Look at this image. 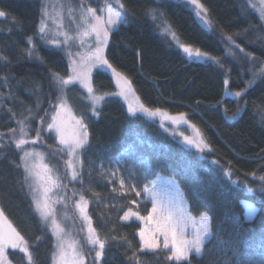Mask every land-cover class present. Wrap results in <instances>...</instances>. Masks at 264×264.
Listing matches in <instances>:
<instances>
[{"label": "trees", "instance_id": "1", "mask_svg": "<svg viewBox=\"0 0 264 264\" xmlns=\"http://www.w3.org/2000/svg\"><path fill=\"white\" fill-rule=\"evenodd\" d=\"M103 2L84 0L94 8ZM122 3L127 22L112 32L104 55L131 82L128 101L105 95L97 107L99 115L92 116L85 89L76 84L67 93L73 112L85 116L89 124L90 145L81 157L83 181L90 164L106 155L112 156L135 132L154 147L150 157L155 173L175 183L192 215L199 218L206 212L211 218L212 245L206 248L203 259L194 258L192 264H264V181L259 179L264 176V78L258 77L249 87L253 71L258 72L259 61H264L258 14L248 6V0H201L211 22L205 28L183 1L122 0ZM41 6L42 0H0V11L6 14L0 17V56L8 61L0 60V145H3L0 209L29 242L36 264H51L55 239L34 211L23 168L12 163H20L22 153L15 148L10 132L19 130L18 120L29 125L26 128L29 139H35V130L39 129L41 140L32 146L45 153L46 162L61 172L63 159L52 154L60 146L41 117L50 122L45 111H52L49 101L56 103V96L60 95L51 73L67 77L70 64L60 48L40 38ZM152 9L156 10L155 20L149 15ZM162 21L171 25L181 44L208 56L189 57L169 35L163 34ZM227 36H232L236 44L258 61L240 53ZM28 37L33 38L35 52L43 63L27 55L26 49L32 48L27 43ZM229 51L236 55H229ZM91 76L96 95L119 91L110 69L94 68ZM236 92L242 96L237 97ZM129 102L158 108L172 116L185 113L188 121L202 132L208 147L200 152L184 143V136L195 135L186 124L174 125L169 120L162 121L160 116L152 118L142 113L131 116ZM28 109L32 110L31 118L25 119L30 115ZM62 182L68 185L71 196L73 190L84 188L79 182ZM96 186L97 194L102 191L99 197L110 203L105 208L88 204L93 226L101 238L108 240L99 264H133L129 259L133 251H137L139 264H175L167 260L166 251H138V233L144 222L135 217L128 221L121 219L123 212L130 209L133 197L118 198L108 188L101 190ZM249 188L253 191L249 192ZM71 198L77 200L78 195ZM244 202L256 208L248 220ZM69 204L72 209L69 214L73 216L72 199ZM151 206L144 199L138 209H131L147 216ZM113 236L117 239L112 240ZM124 238L131 242V248ZM9 253L12 264H25L18 250L9 249ZM94 256L95 252H90L87 264H92Z\"/></svg>", "mask_w": 264, "mask_h": 264}, {"label": "snow or ice", "instance_id": "2", "mask_svg": "<svg viewBox=\"0 0 264 264\" xmlns=\"http://www.w3.org/2000/svg\"><path fill=\"white\" fill-rule=\"evenodd\" d=\"M188 3L194 6L195 15L205 24L211 26V22L207 18L208 9L201 3V0H188ZM113 4L118 5V8L114 7ZM248 6L258 13L260 38L264 39V0H258V3L256 0H248ZM53 8L55 10V5ZM64 8L65 6L60 4L56 15L52 16L49 12L48 3H42L39 24L40 38L48 44L60 47L61 45L68 46L69 41H79L81 48L87 46L86 52L76 53L79 56V61L72 59L71 75L65 77L57 72L51 73V80L58 87L60 95L56 96V103L49 101L52 111H45L44 115L46 117L50 116V122L41 117L42 123L46 124V130L55 133V138L61 146L56 148L52 154L60 155L63 159V175L60 174L55 165L46 162L45 153L37 151L35 148L25 147V145H35L41 140V131L36 129L35 139H29L26 130L29 125H25L24 120L17 121L19 125L18 137L15 135L17 129H10V132L13 133L12 141L15 148L22 153L19 157L20 163L15 161H12V163L17 168H23L24 181L30 189L34 211L39 215L40 220L48 225L55 239L51 264H87V258L92 251L95 252L92 264H99L104 256L108 240L107 238H101L99 232L93 226L92 217L88 213L89 200L85 198L83 189L73 190L72 196L78 195L79 200H72L73 216L68 215V201L72 198L67 196L68 185L62 181L67 180L68 183L79 182L83 184L84 160L81 157L90 145V132L85 116H77L69 106L67 93L76 84L85 89L88 93L87 99L91 102L90 111L92 116L99 115L97 107L104 100L105 95L120 96L126 102L128 101L129 95L132 93L131 82L123 73L113 67L104 55V50L108 46V40L113 30L127 22L126 7L122 0H104L103 5L99 8L85 5L84 0H79L78 5L75 6L69 4L67 6V18L71 25H75L74 35L70 34L68 30L71 25L67 27L65 25ZM242 11L246 13V9L242 8ZM5 15V12L0 11V17ZM149 15L153 20L157 19L155 9L150 10ZM49 20L55 25V31L51 32V38H49ZM162 23L164 24L163 34L171 36L178 46L183 49V52L191 57L193 49L179 42V37L172 30L171 25L167 24V21H162ZM59 36H63L64 40L57 39ZM226 39L235 45V48L239 49V52L243 53L249 60L258 61V58L245 52L244 48L236 44L232 36H227ZM27 43L32 45V48L26 49L27 55L30 58L35 56L43 63V58L35 52L33 38L28 37ZM228 54L236 55L231 51ZM67 55L69 57L73 56L70 48L67 49ZM195 55L197 57L208 56L207 53L201 52L199 49L195 50ZM208 58L215 59L214 57ZM0 60L8 62L7 58L3 56H0ZM259 64V71H253V80L249 81V87L255 83L258 77L264 78V61H259ZM97 67L111 70L119 89L118 92L103 95L95 94L91 73L92 69ZM253 67H255V64ZM235 95L240 97L242 93L236 92ZM31 111V109H28L30 115L25 119L31 118ZM128 112L131 116H136L137 113L152 118L160 116L162 121L166 119L174 125L186 124L194 131L195 135L192 137L184 136V143L195 147L200 152L208 147L202 132L188 121L185 113L172 116L158 108L151 109L142 103L134 105L131 102L128 103ZM161 127H164L163 122ZM0 147H3V145H0ZM119 163L120 161H117V164ZM148 167H151L150 162ZM118 170L116 169L111 173L113 178L116 177V171ZM129 175H132L131 170ZM226 175L230 177V173H226ZM253 176H255V173H253ZM259 179L264 181V176L259 177ZM119 188L123 190L121 194L130 189L135 192L136 196L144 193L151 201V212L147 216H141L138 211H133L130 208L121 217L124 221L135 217V219L144 222L145 226L140 228L138 233V251L155 253L164 250L166 251L167 260L174 261L175 264H192L194 258H204L206 248L212 245L214 236L211 218L206 212L201 213L199 218L193 216L191 211L184 206L183 198L179 197L178 193H173L171 188L163 190L158 180L149 181L141 190L137 191L136 187L131 184L126 189L125 180L121 178L119 179ZM112 190L113 192L117 191L116 188ZM248 191L252 192L253 189L249 188ZM61 192L64 194L60 195ZM131 203L135 204L136 201L132 200ZM57 204L63 206L64 220L78 218L81 221V225L76 231L78 234H82V238H73L61 220L57 218L55 207ZM255 212L256 209L250 207L247 215H253ZM116 239L115 236L112 237V240ZM124 239L128 247L131 248V242L127 241L126 238ZM9 249L18 250L19 253H22V261L25 264H36L29 242L0 209V264H12V260L9 259ZM129 259L133 264H139L137 251H133Z\"/></svg>", "mask_w": 264, "mask_h": 264}, {"label": "rangeland", "instance_id": "3", "mask_svg": "<svg viewBox=\"0 0 264 264\" xmlns=\"http://www.w3.org/2000/svg\"><path fill=\"white\" fill-rule=\"evenodd\" d=\"M179 1L185 2L189 6V8L192 9V12H193L196 20L201 25H203L205 28H209L208 24H205L203 21H201L199 19V17H197L195 15V8L193 5L188 3V0H179ZM45 2L48 3L49 12L51 13L52 16L56 15V11L59 10L60 4H63L65 6V8H64L65 25H66V27L71 25V22L67 18V6L69 4H72L73 6L78 5V3H79L78 0H42V3H45ZM256 2L258 3V0H256ZM54 5H55V10L53 8ZM48 23H49V29H50L49 38H51V32L55 31V25L52 24L51 20H49ZM68 30H69L70 34L74 35L75 34V25H71V27H69ZM114 30H116V29H114ZM169 37L172 41H174L171 36H169ZM57 39L63 41L64 37L59 36V37H57ZM174 42L177 44L176 41H174ZM58 48H60L65 53V55L68 59V62L70 64V75H71V61H72V59L79 61V56H77L76 53L77 52H81V53L86 52L87 46L81 48L79 46V41H69L68 46L61 45ZM68 48H70V50L73 53L72 57H69L67 55V49ZM192 56H195L194 52H193ZM92 70H94V68ZM53 134L55 137V133H53ZM15 135L17 137L19 136V130L15 133ZM56 142L58 144L57 140H56ZM25 147L26 148H34L32 145H25ZM153 151H155V149L150 143L142 140L135 132H133L132 135L130 136V138L128 139L127 143L124 146H122L112 156L106 155L104 158H101V159L93 162L92 164H90L89 167H87V169L85 171V175H86L87 179L83 183V185H84L83 190H84V193L86 194V199L89 200V203L95 204L98 207H103V208H105L104 206H106V205H110V203L108 201L102 200L99 197V195H95V194H97V192H96L97 186L96 185H99L98 187L101 190H103L105 187L108 188V192L110 194L117 195L118 198H120V197H126V198L133 197V199L136 201V203L133 204L130 202L129 203L130 208L134 207L135 209H138L139 205L141 203V200L143 201L144 199H145V201L148 200L151 203L150 199L144 193H141L140 196H136L135 192H133L129 189L128 191L123 192V194H121L123 191L119 188V179H121V178H123L125 180L126 189L128 188L129 184H131V185H134L136 187L137 191L141 190L142 187L145 184H148L149 181L158 180V183L160 184V186L163 190L171 188L173 190V193H178V196L182 197L180 190L175 185V183L173 184L172 180L165 178V177H162V176H159L155 173V170H154L153 165H152L151 157H150V153ZM65 159H66V157H65ZM117 161H120V163L117 164ZM149 162L151 165L150 168L148 167ZM116 169H119V170L116 171V177L113 178L111 173L113 171H115ZM130 170L132 172L131 176L129 175ZM63 171H64V167L62 166L61 172H60L61 175H63ZM110 180L112 181L111 183L109 182ZM65 182L68 183L67 180H65ZM113 188H116L117 191L113 192V190H112ZM101 192L102 191H99V193H101ZM63 194L64 193H62V192L60 193V195H63ZM67 196L72 197L70 194H68V192H67ZM76 199L79 200V196ZM72 200H73V198H72ZM116 203H113L114 207H116L115 206ZM183 203H184V201H183ZM68 204H69V201H68ZM70 205L71 204H69V209H68V215L69 216H70V214H72V209H70L71 208ZM184 206H185V204H184ZM55 207L57 210V218L59 220H61V222L65 226L66 230L69 231V229H72V231L70 232L71 236L73 238H78V239L82 238V234H78L76 231V229H78L80 227L81 221L78 218L64 220L63 219V215H64L63 206L60 204H57V205H55ZM250 207H254V206L249 202H244L245 219H247V220L251 219L255 214L254 213L253 215H247V212L249 211ZM121 208H123V207H121ZM128 210H125V212H127ZM125 212H123V215L125 214ZM150 212H151V210H150ZM70 217H72V216H70ZM69 224H70V228H69ZM45 225L48 227L47 224H45ZM161 243H162V238H161ZM92 254H93V251H92Z\"/></svg>", "mask_w": 264, "mask_h": 264}]
</instances>
